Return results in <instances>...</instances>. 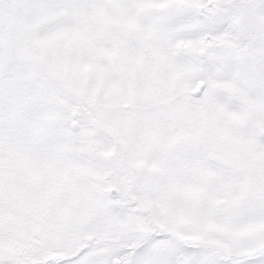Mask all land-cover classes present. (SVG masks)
Masks as SVG:
<instances>
[{
  "label": "snow or ice",
  "instance_id": "6c2138e0",
  "mask_svg": "<svg viewBox=\"0 0 264 264\" xmlns=\"http://www.w3.org/2000/svg\"><path fill=\"white\" fill-rule=\"evenodd\" d=\"M0 264H264V0H0Z\"/></svg>",
  "mask_w": 264,
  "mask_h": 264
}]
</instances>
